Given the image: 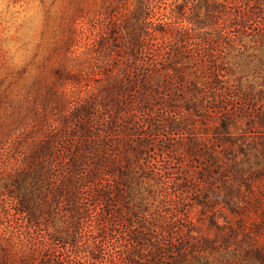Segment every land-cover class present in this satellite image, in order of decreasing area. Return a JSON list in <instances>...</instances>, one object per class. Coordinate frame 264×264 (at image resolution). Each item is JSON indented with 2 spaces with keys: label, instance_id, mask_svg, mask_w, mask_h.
Wrapping results in <instances>:
<instances>
[{
  "label": "trees",
  "instance_id": "obj_1",
  "mask_svg": "<svg viewBox=\"0 0 264 264\" xmlns=\"http://www.w3.org/2000/svg\"><path fill=\"white\" fill-rule=\"evenodd\" d=\"M163 1L135 0L94 98L62 142L36 144L38 165L9 193L54 250L28 264H186L220 244L232 251L210 264H264V80L232 85L224 57L264 53V0H168V17L150 20ZM43 166L66 225L38 197ZM185 224L191 244L178 248Z\"/></svg>",
  "mask_w": 264,
  "mask_h": 264
},
{
  "label": "rangeland",
  "instance_id": "obj_2",
  "mask_svg": "<svg viewBox=\"0 0 264 264\" xmlns=\"http://www.w3.org/2000/svg\"><path fill=\"white\" fill-rule=\"evenodd\" d=\"M163 2L150 20L168 17L170 1ZM134 11L135 0H0V264L37 262L54 251L47 231L32 227L9 193L18 191L19 180L38 165L31 164L30 157L36 144L47 137L62 142L73 110L94 98L115 34L125 33L134 23ZM102 38L109 41L100 50L97 41ZM250 54L240 58L232 49L225 51L232 85L238 79L243 87L263 82L264 53ZM41 173L46 181L38 182V197L42 206L52 209L54 219L49 221L66 225L70 206L62 200L56 204L59 179L47 181L54 168L43 166ZM192 217L196 228L214 236L209 220L198 210ZM186 226L175 239L178 248L191 244L187 238L191 228ZM231 251L220 244L218 252L206 259L190 254L186 264L225 260Z\"/></svg>",
  "mask_w": 264,
  "mask_h": 264
}]
</instances>
